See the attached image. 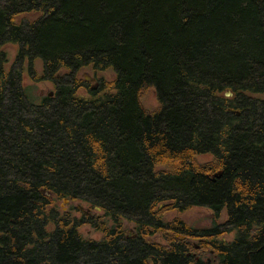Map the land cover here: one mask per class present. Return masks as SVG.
I'll list each match as a JSON object with an SVG mask.
<instances>
[{"label": "trees", "instance_id": "trees-1", "mask_svg": "<svg viewBox=\"0 0 264 264\" xmlns=\"http://www.w3.org/2000/svg\"><path fill=\"white\" fill-rule=\"evenodd\" d=\"M0 264H264V0H0Z\"/></svg>", "mask_w": 264, "mask_h": 264}, {"label": "rangeland", "instance_id": "rangeland-1", "mask_svg": "<svg viewBox=\"0 0 264 264\" xmlns=\"http://www.w3.org/2000/svg\"><path fill=\"white\" fill-rule=\"evenodd\" d=\"M41 15V12L39 11H31V12H24L21 14H18L16 17L17 22H21L24 24H28L29 22L36 20ZM3 49L6 51L8 56V63L6 65L7 69H19L23 67L24 73H23V82L24 85H32L34 87L33 93H35L38 97L43 98L44 96L49 95L53 92L52 96L55 95L56 89L53 83V79L55 75H51L45 70V63L43 62L42 58H36L34 61H32V64L29 59H24L22 62L17 63V55L19 50V45L16 43H6L3 47ZM67 73L65 69H61L57 74L63 75ZM56 74V76H57ZM76 77L78 79H83L86 81L87 85L97 86L99 84L100 78L105 77L107 79H114L115 78V72L113 70H107V71H95L92 69V67H84L80 69L76 73ZM80 93L83 95L88 93L87 88H83L80 90ZM51 96V97H52ZM142 106L147 110H153L159 107V101L157 98V91L153 86H149L144 94L143 100H142ZM210 156H202L200 159L202 160H208ZM76 205H81L78 202L75 203ZM64 209L67 208L69 205L68 202H63L61 204ZM83 206L87 209L90 207L83 203ZM163 215L166 220L173 221L175 219H180L187 223L189 226L196 228V229H202L206 227H210L213 225V218L214 214L213 211L207 207H200V206H194L186 210H177V209H171L169 207H164L162 210ZM227 218V210L223 211L221 214V217L219 219V222H224ZM133 225V224H131ZM84 230L91 234L92 236L99 237L100 234L95 233L93 230H91L90 227H85ZM226 238L231 239L233 238L232 234L225 235ZM153 240H158L162 242L163 235L162 234H156L152 237Z\"/></svg>", "mask_w": 264, "mask_h": 264}, {"label": "water", "instance_id": "water-1", "mask_svg": "<svg viewBox=\"0 0 264 264\" xmlns=\"http://www.w3.org/2000/svg\"><path fill=\"white\" fill-rule=\"evenodd\" d=\"M52 94H53V92L50 93V96H52ZM226 94L227 95H231V92L230 91H227ZM68 201H69L68 199H64V202L65 203L68 202ZM98 209H100V208H98Z\"/></svg>", "mask_w": 264, "mask_h": 264}]
</instances>
